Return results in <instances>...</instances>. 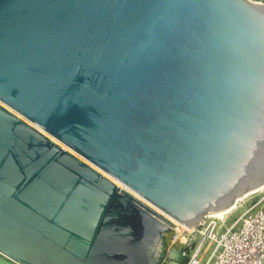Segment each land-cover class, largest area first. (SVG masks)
<instances>
[{"label":"water","instance_id":"obj_1","mask_svg":"<svg viewBox=\"0 0 264 264\" xmlns=\"http://www.w3.org/2000/svg\"><path fill=\"white\" fill-rule=\"evenodd\" d=\"M262 186L264 1L0 0V264H161Z\"/></svg>","mask_w":264,"mask_h":264},{"label":"built area","instance_id":"obj_2","mask_svg":"<svg viewBox=\"0 0 264 264\" xmlns=\"http://www.w3.org/2000/svg\"><path fill=\"white\" fill-rule=\"evenodd\" d=\"M254 195L257 198L238 206L241 210L236 216H207L191 229L181 225L182 235L174 236L171 245L179 239L177 251L187 257L182 264H264V189ZM173 255L170 248L161 264H170Z\"/></svg>","mask_w":264,"mask_h":264},{"label":"bare ground","instance_id":"obj_3","mask_svg":"<svg viewBox=\"0 0 264 264\" xmlns=\"http://www.w3.org/2000/svg\"><path fill=\"white\" fill-rule=\"evenodd\" d=\"M19 116V115H18ZM40 130V129H39ZM53 140H56V139H54L53 138ZM66 148V147H65ZM68 149V148H67ZM75 154V156H76V154L77 153H74ZM78 157V156H77ZM85 161V160H84ZM87 162V161H86ZM98 169V168H97ZM99 170V169H98ZM103 174H105L104 172H102ZM106 175V174H105ZM109 178H111L110 176H109ZM117 180L116 178H111V180H113V182H115V183H117L120 187H122L123 189H126L128 192H130V194L133 196V197H135V198H138L139 200H141V201H143L145 204H147V205H149L150 207H152V208H154L151 204H149L146 200H143V198L141 197V196H139L135 191H133V190H131L130 188H128L127 186H125V185H123V183H121L119 180H117V181H119L122 185H120L117 181H115V180ZM264 189V186H262V187H260L259 189H257L256 191H251V192H249V193H247L246 195H244V196H242V197H240V198H238L233 204H232V206H230V207H228V208H226V209H224V210H222V211H220L219 213H210L209 215H208V217H214V218H220V219H223V218H225V216L226 215H229V214H231L236 208H237V206H238V204H240L241 203V201L243 200V199H245V198H247L249 195H251V194H253V193H255V192H257V191H262ZM136 193V194H135ZM167 221L168 222H171L173 225H174V228L177 230V235H175V237H177V236H180V234L182 235V228H181V223L178 221V220H175L174 218H172V217H170V216H168V219H167ZM179 227V228H178ZM191 229V228H190ZM180 238H182V239H184V236L182 237H180ZM170 249V248H169ZM171 250H173V251H177V250H179L176 246H175V244H172L171 245Z\"/></svg>","mask_w":264,"mask_h":264},{"label":"rangeland","instance_id":"obj_4","mask_svg":"<svg viewBox=\"0 0 264 264\" xmlns=\"http://www.w3.org/2000/svg\"><path fill=\"white\" fill-rule=\"evenodd\" d=\"M254 1H258V2H260V1H263V0H254ZM73 153H75V152H73ZM76 156H78L79 158H81L82 160H85L82 156H80L79 154H76ZM86 161V160H85ZM88 162V161H87ZM112 178V177H111ZM115 180V179H114ZM115 181H117V180H115ZM120 185H122L119 181H117ZM123 186V185H122ZM257 192H259V191H257ZM256 193V192H255ZM136 194V193H135ZM252 197L253 198H257V197H255V195H254V193L253 194H251V195H249L247 198H245V199H243L242 201H241V203L243 202V201H245V200H247V203H249L250 201L249 200H251L252 199ZM144 200V199H143ZM240 203V204H241ZM150 204V203H149ZM240 204H238V206H240ZM238 206H237V208L232 212V213H235L234 214V216H236V215H238L239 213H240V208H238ZM231 213V214H232ZM231 214H229V215H231ZM228 215V216H229ZM227 216V215H226ZM232 216H230L229 218H230V220H232L233 218H231ZM179 228V227H178ZM177 233L178 232H176L174 229L172 230H170L166 235H165V250L166 251H168L169 250V248H171V242H172V239H173V237L175 236V235H177ZM178 240L179 239H177V241H175V244L176 245H180L179 243H178Z\"/></svg>","mask_w":264,"mask_h":264}]
</instances>
